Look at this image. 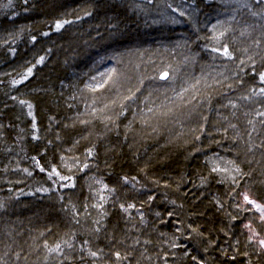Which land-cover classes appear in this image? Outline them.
Here are the masks:
<instances>
[{"label": "trees", "instance_id": "1", "mask_svg": "<svg viewBox=\"0 0 264 264\" xmlns=\"http://www.w3.org/2000/svg\"><path fill=\"white\" fill-rule=\"evenodd\" d=\"M184 2L204 14L216 4ZM130 3L0 0V34L18 29L13 37L0 39V259L10 262L22 236L25 241L36 236L51 243L59 236L84 248L95 242L89 240L91 234L98 247L110 253L114 248L120 259L130 254V264H161L157 246L163 233L180 241L169 264H264V254L249 243L240 216L233 212V188L205 161L207 152L219 144L240 161L242 183L264 202V122L257 126V147L248 152V147L241 148L236 129L223 127L213 116L207 118L203 110L169 114L170 107L163 106L141 127L130 123V111L122 116L125 98L115 91L116 82L110 90L91 94L81 90V70L96 57L95 51L122 54L147 43L140 22L130 14ZM75 20H84L83 26L58 32V24ZM258 30L245 42L256 53V63L241 68L233 92L264 86V30ZM128 68L119 67L117 87L123 86ZM206 92L214 101L216 93ZM68 149L91 165L90 173L114 192L139 198L146 211L159 213L157 230L144 234L137 229L142 226H131L114 204L105 212L82 210L81 178L59 167L61 154ZM134 179L147 195L125 186L124 181ZM57 195L63 204H58ZM83 220L86 231L80 230ZM143 234L150 245L142 240ZM69 253L60 264H97L84 255L70 261Z\"/></svg>", "mask_w": 264, "mask_h": 264}, {"label": "rangeland", "instance_id": "2", "mask_svg": "<svg viewBox=\"0 0 264 264\" xmlns=\"http://www.w3.org/2000/svg\"><path fill=\"white\" fill-rule=\"evenodd\" d=\"M214 1L216 4L212 8L213 11L204 14L186 4L184 0H129L130 14L140 22V31L149 38L147 43L143 46L138 45L139 43L133 45L135 47L122 54L114 50L107 53L95 51L93 55L96 57L91 58L85 68L82 67L84 85L81 90L88 94L110 90L116 82L115 91L125 98L122 116L130 111V123L141 127H146L148 117L156 116L163 106L170 107L169 114L179 109H186L185 115L191 111L196 114L203 110L207 118L213 116L221 120L223 127L236 129L241 148L248 147V152H251L257 147V126L264 122V86L260 89L253 86L251 90L239 93L233 92L232 89L242 71L241 68H253L256 63H253L256 53L253 55L250 46L245 42L246 39L252 38L258 29L264 30V0ZM83 24L84 20L64 21L58 32L74 27L79 29ZM15 30L16 28H11L10 31L1 33L0 39L13 37L18 29ZM165 38H171V41H166ZM123 65L129 68L121 82L123 86L117 87V74L119 67ZM207 90L216 93L214 101L211 102L210 97H206ZM212 128L213 131H219L217 126ZM240 128L243 129V134ZM228 152L218 144L213 151L207 152L205 161L209 170L219 180H224L233 188L230 200L233 212L240 216L239 224L249 243L264 254V245L261 244L264 241V202L256 198L250 186L242 183L244 175L240 161L234 160ZM59 167L69 176L76 174L81 178L83 192L80 196L84 202L82 210L105 212L109 205L114 204L120 208L124 219L131 223V226H142L137 229L144 231V234L149 235L152 230H157L154 224L160 221L159 213L146 211L144 202L139 198L128 199L114 192L96 175L90 173L91 165L83 162L80 156H72L71 150L61 154ZM14 171L19 169L14 168ZM124 184L136 194L146 193V189L138 180H126ZM54 192L56 191L50 193ZM56 200L58 204H63L58 195ZM94 222L96 223L95 220ZM87 225L86 221H80V230L86 231ZM144 234L141 237H144ZM88 235L90 241H98L95 238L92 240L91 234ZM29 238L26 239L28 241L22 239L18 243L10 262L0 259V264H60L67 250L73 254L70 261L77 260L74 255L79 259L84 255L97 264H130V254L120 259V255L113 252L114 248L111 254L98 247L99 243L89 242V246L84 249L83 246H76L70 241L60 239L59 236L52 243L38 240L36 236ZM160 238L162 239L157 246V260L161 264H169V255L180 245V241L178 238L164 236L163 233ZM142 240L150 245L146 238ZM136 245L138 243L133 244ZM126 248L130 250V247ZM22 254L26 256L22 257Z\"/></svg>", "mask_w": 264, "mask_h": 264}, {"label": "snow or ice", "instance_id": "3", "mask_svg": "<svg viewBox=\"0 0 264 264\" xmlns=\"http://www.w3.org/2000/svg\"><path fill=\"white\" fill-rule=\"evenodd\" d=\"M57 27L59 28V27H61V25L58 24ZM29 71H31V70H29ZM262 79H264V76H262ZM247 199H248L247 196H245V200H247ZM261 244L264 245V241H262Z\"/></svg>", "mask_w": 264, "mask_h": 264}]
</instances>
